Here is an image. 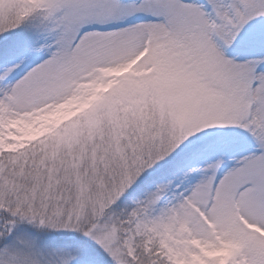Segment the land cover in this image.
<instances>
[{
  "label": "snow or ice",
  "instance_id": "1",
  "mask_svg": "<svg viewBox=\"0 0 264 264\" xmlns=\"http://www.w3.org/2000/svg\"><path fill=\"white\" fill-rule=\"evenodd\" d=\"M0 264H264V0H0Z\"/></svg>",
  "mask_w": 264,
  "mask_h": 264
}]
</instances>
